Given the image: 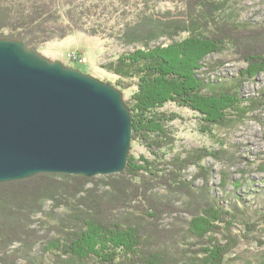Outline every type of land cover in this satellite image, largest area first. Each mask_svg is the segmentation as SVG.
<instances>
[{"label": "trees", "instance_id": "16d2710c", "mask_svg": "<svg viewBox=\"0 0 264 264\" xmlns=\"http://www.w3.org/2000/svg\"><path fill=\"white\" fill-rule=\"evenodd\" d=\"M226 4L227 0H0V38L21 40L28 48L61 40L73 31L123 46L139 45L99 67L115 76L113 83L102 82L119 91L135 87L124 101L132 115V141L153 156H128L125 170L105 179L40 174L0 184V264H17L22 257L26 264H41L45 254L53 256L54 264L228 261L225 258L237 245L229 234L235 214L210 196L208 172L201 166L215 153L194 149L166 159L174 145L168 124L175 116L162 110L175 103L198 113L206 126L224 127L232 121L229 116L240 119L247 109L264 105L247 99L248 106H243L236 91L264 72V25L223 16ZM231 49L237 61L245 62L239 75L226 84L206 83L200 76L203 61ZM192 166L198 173L186 181L184 172ZM197 179L206 181L193 188ZM228 183L223 174L219 187ZM176 195L185 197L181 208L175 207ZM46 201L52 204L48 215L55 224L41 234L33 227L34 219ZM60 208L65 212H55ZM183 211L190 216L186 227L161 224L165 216ZM51 232L55 236L49 237ZM223 232L227 242L222 245L216 236ZM42 240L38 256L33 249Z\"/></svg>", "mask_w": 264, "mask_h": 264}, {"label": "rangeland", "instance_id": "374dc122", "mask_svg": "<svg viewBox=\"0 0 264 264\" xmlns=\"http://www.w3.org/2000/svg\"><path fill=\"white\" fill-rule=\"evenodd\" d=\"M166 8L172 9L170 6L164 7ZM222 15H228L240 23L264 25V0H227L225 13ZM160 41L164 42L165 39L162 38ZM136 48H139V45L123 46L112 39L102 40L73 31L61 40H53L38 46L36 50L51 61L61 62L66 68L70 67L98 80L113 83L115 76L102 70L99 65L116 58L122 52ZM78 54L81 55L78 58L81 63L70 61L69 56ZM237 58L232 49L211 54L203 61L200 76L206 83L215 86L234 81L245 66V62H239ZM134 90L135 87L121 90L124 101L129 100ZM236 91L244 102L243 106H248V102H245L247 99L264 102V72H259L252 79L244 81ZM162 110L175 116V120L168 124L174 136V145L173 149L166 153V159H170L173 154L185 156V152L194 149H205L215 153L214 157L208 156L201 161V166L208 172L207 181L197 179L193 183V188L202 186L206 181L210 196L219 199L225 210L235 214L229 227V234L236 240L237 245L225 258L228 260L225 264H264V105L256 104L253 109H247L245 116L240 119L237 115L229 116L232 121L224 127L206 126L198 113L175 103L165 105ZM129 156L134 159L141 156L153 159L146 148L135 141H131ZM198 170L194 166L186 169L185 180H192ZM223 174L228 176L229 183L221 189L219 184ZM105 177L93 178L97 180ZM91 185L88 184V187ZM157 192L164 194L163 189H158ZM175 197L177 198L174 200L175 207L181 208L185 197L182 195ZM51 205L50 201H46L43 212L35 216L36 223L33 227L40 230L41 234L46 232L49 225L55 224L48 215ZM55 212L64 213L65 209L60 208ZM189 220V214L183 211L165 216L161 224L165 228L186 227L185 222ZM223 234L227 232L216 236L222 245L227 242L226 238L222 237ZM53 236L55 233L51 232L49 237ZM43 242L44 240L39 242L40 245H35L34 254L40 256ZM186 247L182 246L183 249ZM16 263L26 264V261L22 257ZM41 264H54L53 256L41 255Z\"/></svg>", "mask_w": 264, "mask_h": 264}, {"label": "water", "instance_id": "95a60500", "mask_svg": "<svg viewBox=\"0 0 264 264\" xmlns=\"http://www.w3.org/2000/svg\"><path fill=\"white\" fill-rule=\"evenodd\" d=\"M131 141L121 91L0 38V184L40 174H121Z\"/></svg>", "mask_w": 264, "mask_h": 264}, {"label": "built area", "instance_id": "2783aa9c", "mask_svg": "<svg viewBox=\"0 0 264 264\" xmlns=\"http://www.w3.org/2000/svg\"><path fill=\"white\" fill-rule=\"evenodd\" d=\"M81 55L80 54H78V55H76V56H69V59H70V61H72V62H76V63H78L79 62V57H80ZM71 57V58H70ZM79 63H81V61L79 62Z\"/></svg>", "mask_w": 264, "mask_h": 264}]
</instances>
